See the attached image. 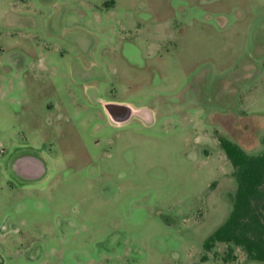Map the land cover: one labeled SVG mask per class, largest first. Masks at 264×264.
Instances as JSON below:
<instances>
[{
    "label": "rangeland",
    "instance_id": "374dc122",
    "mask_svg": "<svg viewBox=\"0 0 264 264\" xmlns=\"http://www.w3.org/2000/svg\"><path fill=\"white\" fill-rule=\"evenodd\" d=\"M219 136L264 150V0H0V264H264L204 248L237 190Z\"/></svg>",
    "mask_w": 264,
    "mask_h": 264
},
{
    "label": "trees",
    "instance_id": "16d2710c",
    "mask_svg": "<svg viewBox=\"0 0 264 264\" xmlns=\"http://www.w3.org/2000/svg\"><path fill=\"white\" fill-rule=\"evenodd\" d=\"M218 139L234 168L237 190L229 217L205 241L204 248L210 251L217 244H233L250 260L264 262V150L249 154L226 137Z\"/></svg>",
    "mask_w": 264,
    "mask_h": 264
},
{
    "label": "flooded vegetation",
    "instance_id": "af4514ba",
    "mask_svg": "<svg viewBox=\"0 0 264 264\" xmlns=\"http://www.w3.org/2000/svg\"><path fill=\"white\" fill-rule=\"evenodd\" d=\"M107 104H115V103H107ZM119 105H125V104H119ZM126 106H129V105H126ZM131 108L133 110H142L140 108H134V107H131ZM109 117H110L111 123L116 128L124 127L133 118L140 119L146 123L151 122L153 120V115L148 110L144 111V112H140L139 115L136 113H134L132 115V114H127L124 110L120 109V110L115 111L112 114H109ZM42 169H43V167H42L41 162L38 161L36 158L31 157V156L21 158L19 160L18 164H16L17 173L20 176L25 177L27 179L37 178L39 176V174H41Z\"/></svg>",
    "mask_w": 264,
    "mask_h": 264
},
{
    "label": "water",
    "instance_id": "95a60500",
    "mask_svg": "<svg viewBox=\"0 0 264 264\" xmlns=\"http://www.w3.org/2000/svg\"><path fill=\"white\" fill-rule=\"evenodd\" d=\"M105 108H106L108 114H112V113H114L115 111L120 110V109H121V110H124L127 114H132V115H133L134 113H136V114L139 115L140 112L147 111L146 109H142V110H133L130 106L119 105V104H107V105L105 106ZM39 175H40V174H39Z\"/></svg>",
    "mask_w": 264,
    "mask_h": 264
}]
</instances>
